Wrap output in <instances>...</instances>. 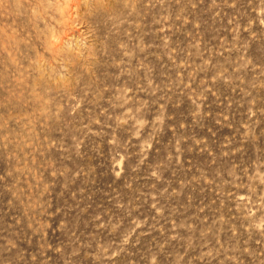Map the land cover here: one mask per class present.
Here are the masks:
<instances>
[{
    "label": "rangeland",
    "instance_id": "1",
    "mask_svg": "<svg viewBox=\"0 0 264 264\" xmlns=\"http://www.w3.org/2000/svg\"><path fill=\"white\" fill-rule=\"evenodd\" d=\"M0 264H264V0H0Z\"/></svg>",
    "mask_w": 264,
    "mask_h": 264
},
{
    "label": "bare ground",
    "instance_id": "2",
    "mask_svg": "<svg viewBox=\"0 0 264 264\" xmlns=\"http://www.w3.org/2000/svg\"><path fill=\"white\" fill-rule=\"evenodd\" d=\"M44 2V1H43ZM84 2H85V0H84ZM90 2V1H89ZM100 2V1H99ZM115 2V1H114ZM101 3V2H100ZM112 3H110V5H111ZM88 5V4H87ZM113 5V4H112ZM97 6V5H96ZM111 7V6H110ZM121 7V6H120ZM99 8V7H98ZM119 8V7H118ZM92 9V8H91ZM90 9V10H91ZM87 10V9H86ZM102 10V9H101ZM117 10V9H116ZM83 11V10H82ZM114 11V10H113ZM80 12H81V10H80ZM85 12V11H84ZM116 12V11H115ZM37 14V13H36ZM38 14H40V13H38ZM74 14V13H73ZM65 15V14H64ZM75 15V14H74ZM81 15V14H80ZM90 15V14H89ZM96 15V14H95ZM70 16V15H69ZM62 17V16H61ZM98 17V16H97ZM40 18V17H39ZM42 18V17H41ZM63 18H64V16H63ZM68 18V17H67ZM43 19V18H42ZM72 19V18H71ZM76 19V18H75ZM35 20H36V18H35ZM34 20V21H35ZM43 20H45V18L43 19ZM96 20V19H95ZM33 21V22H34ZM67 21V20H66ZM65 21V22H66ZM93 21V20H92ZM63 22V21H62ZM94 22V21H93ZM98 22V21H97ZM73 23H74V21H73ZM46 24V23H45ZM49 26V25H48ZM47 25L45 26V27H48ZM37 28H38V26H37ZM50 28V27H49ZM38 30V29H37ZM64 31V30H63ZM36 33V32H35ZM38 33H39V31H38ZM37 34V33H36ZM47 34V33H46ZM83 34V33H82ZM86 34V33H85ZM77 35V34H76ZM65 36V35H64ZM43 37V36H42ZM53 36H51L50 38H52ZM37 38V37H36ZM55 38H56V36H55ZM70 39V38H69ZM86 39V38H85ZM58 40V39H57ZM57 40H55V41H57ZM84 41V40H83ZM58 42V41H57ZM21 45V44H20ZM55 46V45H54ZM60 46V45H59ZM58 47V46H57ZM3 48V47H2ZM29 48V47H28ZM37 54V53H36ZM39 58V57H38ZM36 59V58H35ZM39 59H41V58H39ZM36 61V60H35ZM37 63V62H36ZM38 64V63H37ZM39 71V70H38ZM43 78V77H42ZM30 81V80H29ZM31 82V81H30ZM41 82V81H40ZM32 83V82H31ZM47 86H48V84H47ZM49 87H50V85H49ZM43 89H46V88H43ZM52 90V89H51Z\"/></svg>",
    "mask_w": 264,
    "mask_h": 264
}]
</instances>
